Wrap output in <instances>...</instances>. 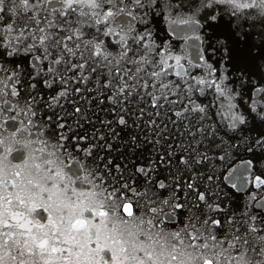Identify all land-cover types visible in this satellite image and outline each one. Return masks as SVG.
<instances>
[{"label":"snow or ice","instance_id":"snow-or-ice-1","mask_svg":"<svg viewBox=\"0 0 264 264\" xmlns=\"http://www.w3.org/2000/svg\"><path fill=\"white\" fill-rule=\"evenodd\" d=\"M114 210L147 231L103 264H264V0H0V264H78Z\"/></svg>","mask_w":264,"mask_h":264},{"label":"water","instance_id":"water-1","mask_svg":"<svg viewBox=\"0 0 264 264\" xmlns=\"http://www.w3.org/2000/svg\"><path fill=\"white\" fill-rule=\"evenodd\" d=\"M155 26L158 35L162 38H166L164 31L165 24L163 21L159 19L156 20ZM257 75H259L258 72ZM34 175L35 171H33V176ZM225 191L227 192L226 203L229 206V210H241L247 189L231 190L225 188ZM105 196L106 190L102 186L93 188L89 185L88 187L78 189L75 193H72L71 191L65 193L63 189H60L58 203L61 205H67L69 201L75 202L77 197H79L82 203L98 204L102 201L107 202L105 201ZM110 199L111 198L109 197V200ZM253 211H256L258 215L260 214L259 210L256 208H253ZM95 231L99 235L102 246L100 248H89L86 232H75L69 228L63 233V239L67 240L69 244L74 246L79 253L78 264H103V253L108 247L118 249V241L121 239L131 241L142 238L147 231V225L146 223L142 224L139 218L126 219L114 210L111 216L95 226ZM154 238L161 246L168 243V237L163 233L159 236H154ZM207 251L210 252L211 249ZM194 254L195 253L192 249H186L184 258L187 259V256Z\"/></svg>","mask_w":264,"mask_h":264}]
</instances>
